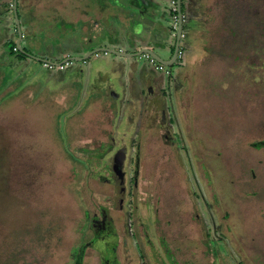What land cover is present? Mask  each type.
Segmentation results:
<instances>
[{"label":"rangeland","instance_id":"obj_1","mask_svg":"<svg viewBox=\"0 0 264 264\" xmlns=\"http://www.w3.org/2000/svg\"><path fill=\"white\" fill-rule=\"evenodd\" d=\"M18 1L20 47L30 55L23 60L9 55L16 23L12 0H0V264H72L69 255L84 250L86 212L114 192L91 176L102 164L94 170L89 160L110 134L115 145L97 162L140 145L135 193L149 206L137 215L178 264H264V145L252 146L264 143V0H193L202 11L190 13L182 56L165 67L170 74L144 56L99 53L64 72L34 59L60 63L63 50L94 45L132 50L134 35L167 60L176 34L170 0L160 30L146 11V27L135 25L142 33L125 35L119 17L131 28L142 16L130 1ZM90 4L91 23L118 11L135 16L100 23L80 46L70 34L79 25L70 21ZM66 31L71 36L61 38ZM116 36L123 45L110 43ZM135 72L155 79L153 93L133 80ZM70 80L79 94L69 92ZM159 94L174 123L170 138L158 130L155 110L141 108ZM92 95L105 100L89 107Z\"/></svg>","mask_w":264,"mask_h":264},{"label":"flooded vegetation","instance_id":"obj_2","mask_svg":"<svg viewBox=\"0 0 264 264\" xmlns=\"http://www.w3.org/2000/svg\"><path fill=\"white\" fill-rule=\"evenodd\" d=\"M146 87L153 93L152 87ZM161 96L159 94L156 98L153 95L152 100L146 104L142 102V107L139 106L142 111L145 108L155 110L158 115V130L166 133V137L170 138L174 123L171 122L169 114L167 115V109H164V98ZM134 108L136 109V106ZM137 118L138 116L136 120ZM108 139V144L100 146L97 149L99 151L89 160L96 162L93 163L94 170L98 169V164H102L91 176L101 183L111 185L114 189L113 195H103L102 202L92 201L91 214L86 212L87 222L82 235V239L83 236L85 238L84 250L76 248V252L71 253L68 258L72 264H178L164 239L155 233L151 237L145 218L140 219L137 215L140 206L143 204L149 206L148 200L145 198L141 200L135 193L136 181L141 177L140 145L137 144L130 150L126 146L118 148L115 154H119L116 158L114 154L110 163L97 162L98 155H103L115 145V141H111V134ZM130 166L131 174L128 173ZM114 194L116 197H113ZM114 198L115 202H113ZM146 213L150 215L149 209H146ZM155 222L157 223L156 220Z\"/></svg>","mask_w":264,"mask_h":264},{"label":"crops","instance_id":"obj_3","mask_svg":"<svg viewBox=\"0 0 264 264\" xmlns=\"http://www.w3.org/2000/svg\"><path fill=\"white\" fill-rule=\"evenodd\" d=\"M88 0H86V2H87ZM90 1V0H89ZM120 1V0H119ZM130 1V5L132 6L131 8L134 10V8L135 9H137L138 11L137 12H139V14L140 15H142L141 16V18H139L138 16L136 17L137 19H136V22H135V24L133 25V26H131V28L130 27H128V28H126L125 26L126 25H124V22H123V20H121V17H119V14L121 15V16H126L127 18H128V14H130L131 13V15H129V19H132V17L133 16H135L134 14H132V10L131 11H129L128 12V10L127 11H125L126 13H125V15H123V13L121 14L120 13V11H118L117 13H113V14H110V15H108V16H106V17H102L101 18V21H100V23H107L109 20H112V19H116V20H119V19H117V17H116V15H118V17L120 18V22L124 25H122L121 23V25H119V26H117L118 28H117V30H119L123 35H125V32L124 31H131V33H133V34H135L136 32H140L141 30H143V28H145L146 27V25L144 24L145 22H146V13L147 12H153V14H155L154 15V19H155V21L156 22H159V30L161 29V26H162V22L166 19L165 17V12H164V10H167L168 11V9L166 8V6H162V4L163 3H165V5H166V1H161V0H137L138 1V3H139V5H140V7H138L137 6V2H136V0H126V2L128 3ZM84 2H85V0H84ZM156 2L158 3V5H159V7H160V9H153L152 7V5L154 4V5H156ZM190 3H188L187 4V6H189V8L185 11V15L189 18V15H190V13H194V12H198V13H201V11H202V9H201V5H199V6H196V3L192 0V1H189ZM129 4V3H128ZM79 6H82V3H79ZM85 6V5H84ZM90 8H88V9H85V8H79L77 11H74V13H73V15H72V17H73V20H71L70 22L71 23H77V25H79L78 27H79V32L78 33H71L70 32V34L72 35V38L73 39H78V40H81L80 41V43H81V45L80 46H84L85 44H86V42H88V40L86 39V35H87V33L89 34V30H90V32H91V29H94L95 30V32H97L98 31V28H100V23L98 22V20H95V21H92L93 23H91V21H89V19H88V16H86V14L88 13H90L89 14V17H91V16H93L94 15V13H95V5H91L90 4ZM153 9V10H152ZM147 11V12H146ZM194 11V12H193ZM83 12L85 13V14H83ZM70 14V13H69ZM92 14V15H91ZM71 15V14H70ZM78 18V19H77ZM139 20V21H138ZM73 21V22H72ZM137 21H138V23H140L141 21L143 22V24H142V28H141V30H140V28L139 27H137L138 25H137ZM135 25H137V26H135ZM130 26V25H129ZM112 27V26H111ZM141 27V26H140ZM114 29H116V27L114 28ZM158 29H152V33L153 34H156L157 32H158ZM157 30V31H156ZM94 31H93V33H95ZM83 33V34H82ZM141 33H142V31H141ZM71 35H69V32H67L66 31V33H64L63 35H61V38L63 37V38H68L69 36H71ZM154 36V35H153ZM117 38H114V39H112L111 41L112 42H110V43H112L113 45H123V44H121L120 42H121V40L120 39H118V36H116ZM16 38H17V36H16ZM131 40H133V45H131V47L133 48L132 50H124V49H122L121 48V46H116V47H114V48H111V49H115V50H120V51H122V52H124V53H135V52H137V51H139V50H141L142 48H148L146 45H144V44H142L141 43V41H140V39L139 38H137V37H135L134 35H133V37H131L130 38ZM129 39V40H130ZM155 40V39H154ZM152 41V40H151ZM151 41H149V42H151ZM79 43V44H80ZM155 45H157V43H155V42H153ZM79 46V47H80ZM99 46L98 45H94V46H92V47H87L86 49H78L77 48V50H72L71 48H68V49H65V50H63V52H62V58L63 59H65V57L67 56V55H69V57H80V56H82V55H84V54H86V53H88L89 51H92L93 49H95V48H98ZM108 48H110V47H108ZM149 50H150V48H148ZM171 57H172V54H171ZM171 57L169 58V59H167V60H170L171 59ZM86 63H82V65L83 66H88V61L86 60L85 61ZM111 64V67H112V64L113 63H110ZM112 68H114V65H113V67ZM116 68V67H115ZM66 69H64L62 72H64ZM100 75H101V73H100ZM139 75V73H137V72H135L134 74H132V78H133V80L134 81H136V82H138L139 81V79H141V81H142V84H143V86H150V87H152L153 88V82L155 81V79L154 80H152L151 81V79L149 78H147V76H146V74H142V75H140V76H138ZM106 77V76H105ZM66 79V78H65ZM72 80H70V87H69V92L70 93H72L71 91H72V89H75V90H73V91H75V93H76V91H77V93L79 94V91H78V89H80L79 87H78V85L74 82V81H72ZM67 89V88H66ZM91 99V104H90V106L89 107H92L93 106V104L97 101V100H99L100 102H102V101H104L105 100V98L104 97H99V96H95V95H92L91 97H90Z\"/></svg>","mask_w":264,"mask_h":264},{"label":"water","instance_id":"obj_4","mask_svg":"<svg viewBox=\"0 0 264 264\" xmlns=\"http://www.w3.org/2000/svg\"><path fill=\"white\" fill-rule=\"evenodd\" d=\"M180 3L181 0H176V17H177V28H176V34H175V44H174V50L172 53V57L170 60H163L161 58H159L155 53H153L151 50H149L148 48H142L141 50L135 52V53H124L120 50H115V49H109V48H105V47H98L93 49L92 51H89L88 53L80 56V57H67L65 59H63L60 63H52V62H48L46 60H41V59H36L37 61L40 62H45V63H49L53 66H58L60 64H63L67 61H71V62H85L89 56L91 55H95V54H99V53H104L105 55H114L116 57L119 58H133V57H140L143 55H148L150 58H152L154 61H156L157 63L165 66V67H171L176 61H177V54H178V50H179V42L180 39L182 37V28H183V14L181 12V7H180ZM16 5H17V0H12V8H13V12H14V18H15V27H16V41H15V47L18 51L26 54L24 51H22L21 47H20V41L22 39V33L20 31V27H19V20L17 18V13H16ZM28 56H30L29 54H27ZM264 143H255L252 146L257 147V146H263ZM119 153L115 154V158L117 157Z\"/></svg>","mask_w":264,"mask_h":264},{"label":"built area","instance_id":"obj_5","mask_svg":"<svg viewBox=\"0 0 264 264\" xmlns=\"http://www.w3.org/2000/svg\"><path fill=\"white\" fill-rule=\"evenodd\" d=\"M170 11L172 13V17H171V26L172 28L176 31V28H177V17H176V0H170ZM184 20V18H183ZM184 22V21H183ZM183 37V35H182ZM181 37V38H182ZM104 54V53H103ZM99 54H95V57H97ZM105 55V54H104ZM146 59L149 60V62L151 64H154L155 65V68L158 70V71H165V74H170V72L168 70L165 69V66L157 63L156 61H154L152 58H150L148 55H143ZM182 56V50L180 49L179 47V50H178V54H177V58H180ZM69 57V55H67L65 58ZM73 62L71 61H67L63 64H60L58 66H55L57 67L60 71H63L65 69V67H68L72 64ZM83 63H86V62H83ZM42 66L44 68H47V69H51L52 67H54L53 65L49 64V63H45L43 62Z\"/></svg>","mask_w":264,"mask_h":264},{"label":"trees","instance_id":"obj_6","mask_svg":"<svg viewBox=\"0 0 264 264\" xmlns=\"http://www.w3.org/2000/svg\"><path fill=\"white\" fill-rule=\"evenodd\" d=\"M19 1L17 0V3H18ZM20 2H21V0H20ZM188 3H190V2H187V1H185V0H181V3H180V7H181V12H182V14H183V16L185 17V11L189 8V6H187V4ZM20 4V3H19ZM19 4H17L16 5V12H17V8H18V6H19ZM7 8L9 9V5H7ZM10 8H12V3L10 4ZM22 8V5L20 4V9ZM169 10V9H168ZM22 11V10H21ZM23 13H25L24 11H22ZM170 12V15H171V17H172V13H171V11H169ZM22 13V14H23ZM170 17V18H171ZM185 19V18H184ZM191 23V20H190V18H188V20H187V23H185V22H183V28H184V25H189ZM183 28H182V35H183V37H186V34H184L183 32ZM175 32V31H174ZM15 35H16V33H15ZM174 49V48H173ZM173 49L171 50V54L173 53ZM182 50V49H181ZM24 51V50H23ZM9 55L10 56H13V55H16L15 57H16V59L18 58V60H23V59H25L26 57H27V55L26 54H24V53H22V52H20V51H18L17 49H16V47H15V43L13 42L12 44H11V46H10V50H9Z\"/></svg>","mask_w":264,"mask_h":264}]
</instances>
